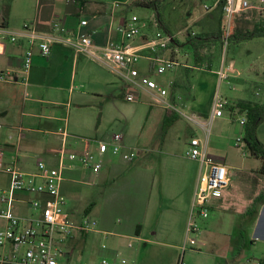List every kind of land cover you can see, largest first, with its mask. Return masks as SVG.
<instances>
[{"label":"crops","instance_id":"obj_1","mask_svg":"<svg viewBox=\"0 0 264 264\" xmlns=\"http://www.w3.org/2000/svg\"><path fill=\"white\" fill-rule=\"evenodd\" d=\"M18 1L9 0L5 4L4 0H0L4 10L0 25L10 29V13L13 4L16 8ZM250 2L252 3L245 12L253 8L256 12H261L257 1L250 0ZM113 4H118L117 10L113 8ZM130 4L131 0H77L76 2L34 0L32 11L31 6L25 7L27 14L22 25L25 22L35 21L42 32H52L56 26L76 31L82 20L88 22L86 18L89 16L91 21L82 28V33L90 34L98 45L105 46L109 42L121 43V37L115 31L119 25L113 27L116 21L124 24L137 18L139 22L148 23L149 29L145 32V36L135 43L126 42V44L139 45L147 38L153 37L157 30L159 31V27L155 26V22L156 24L159 22L157 19L155 21L154 17L150 21L139 18L134 14L135 7ZM107 15L110 16L111 23L104 32L96 24ZM22 25L14 27V30H19ZM172 36L177 37L173 34ZM177 41L172 47L173 51L162 53V56L177 58L180 53L176 54L174 49L177 47L180 51L181 45L180 40ZM25 50L24 44L12 45L7 42L0 46V72L10 70L14 72L17 80L11 84L0 83V175L6 178V183L0 186V192L9 188L10 180L4 172L7 166L15 164L24 173L35 174L39 161L47 163L50 167H56L62 151L80 153L87 148L95 149L96 142L106 141L113 134H122L124 151L137 149L140 152L132 162L127 163L121 157H108L100 172L75 164L74 168L64 174L61 196L65 200V212L75 224H80L85 216L91 217L92 211L90 208L83 210V213L79 211L77 204L81 201L82 194L73 187V184L92 187L88 195L107 184L110 186L102 196L106 213L98 220L94 219L98 224L97 229L83 235L76 233L68 241L67 264H77L73 263L74 259L80 258L84 253L92 252H105L103 256L109 259L110 264H123V260H126L125 264H177L180 252L185 248L183 255L187 253V228L199 177L198 170L200 172L199 164L189 160L184 154L189 141L197 138L196 135L191 134L181 152L174 153L170 149L167 136L176 127L180 116L165 110L162 136L158 138L159 140L145 136L144 129L152 115V111L147 107H154L149 104L150 101L146 105L141 102L142 100L137 103L127 102L126 86L119 78L87 57L74 54L66 47H54L47 58L37 53L33 59L28 83L24 85L21 82V69ZM205 50L195 58V70L201 67L200 58L208 54L209 50ZM142 64L140 68L144 72L147 63L143 61ZM182 64L185 65L186 71L192 69L187 61ZM229 66L236 72V76L232 79H235L243 89L248 90L246 97L237 90L241 94L235 99H230V104L248 99L257 101L254 99V93L260 95L257 91L260 88L264 90V82L259 84L249 75L243 78V73L236 70L233 62ZM207 68L210 69L209 65ZM179 69L174 71L175 78L170 77L171 79L158 82L163 84L172 80L174 85L177 84L178 88L172 87L170 98L177 106L180 101L179 107L185 108L181 93V90L186 88L183 82L184 72ZM230 79L231 77L228 81ZM246 90L243 93H246ZM144 97L147 96L143 95L141 99ZM263 101L264 99L258 102ZM231 110L228 108L224 116H230ZM211 113L196 116L208 121ZM126 114L130 117L127 119L128 122L124 119ZM129 114L138 118L133 119ZM166 114L170 118L168 122L174 117L178 118L173 121L169 129L164 131ZM196 129L200 130L199 127ZM257 134L259 141L264 145V121L260 124ZM210 155L216 162L228 167L231 184L221 198L210 201V216L203 226V233L199 234L202 237L197 238L196 241L203 247L206 246L209 238L205 235V229L211 226L216 233L209 242L216 246L219 252L221 251L218 259L226 260L230 254V244L239 242L244 244V230L239 229L236 232L235 228L232 232L226 233L227 229H224L226 221L224 216L232 211L227 204L230 202L233 167L228 165L226 158ZM258 170L259 168L251 170L254 177H264L258 173ZM251 178L252 176H249L245 181L244 190L247 193L256 186L253 187L251 182L247 181ZM250 196L252 194L247 198ZM258 197H254L243 209L240 222H244L243 226L246 227L251 247L262 250L264 249V203L258 207L254 206ZM16 198L14 212L18 216L30 217L35 214L30 207V202L35 196L22 193ZM253 208L258 209L256 218L251 215ZM113 215L122 219L113 222L111 221ZM232 217L234 219V216ZM0 226H3V222H0ZM235 232L237 239L234 240ZM99 239H109L111 247L108 249L106 246L103 248L104 245L97 247ZM232 254L235 263L248 260L240 250ZM260 259L264 260V251ZM212 264H215V261Z\"/></svg>","mask_w":264,"mask_h":264},{"label":"built area","instance_id":"obj_2","mask_svg":"<svg viewBox=\"0 0 264 264\" xmlns=\"http://www.w3.org/2000/svg\"><path fill=\"white\" fill-rule=\"evenodd\" d=\"M76 2L77 0H68ZM217 0L213 6L205 5L209 12L217 8ZM260 4L259 10L264 12V0H252ZM250 0H226L223 7L224 30L223 42L228 45L232 22L237 15L250 7ZM113 8L118 4H113ZM88 25L82 20L76 31L56 26L52 32H42L35 21L25 22L19 30H10L0 25V46L8 42L12 45L24 44L26 50L21 69L22 84L28 83V76L32 69L33 59L37 53L42 57H49L56 46L66 47L76 55H83L92 62L104 67L112 75L119 78L126 86L125 99L129 103H137L143 95L149 99L151 106L161 107L182 115L187 121L207 131L208 124L217 118L224 117L225 111L230 108V102L216 96L209 122L200 117L180 114L178 107L170 98L174 86L172 80L159 83L155 77H165L178 68L185 67L175 57H164L162 53L173 51L172 47L178 42V37L162 31H156L151 38L141 44L130 45L145 36L149 24L139 22L137 18L126 21L115 28L121 37V43L109 42L105 46L98 45L90 34L82 33V28ZM156 28L158 24L155 22ZM196 32H190L188 38L196 37ZM176 54L180 53L174 49ZM145 61L146 70L142 72L140 65ZM233 67H223L218 72L221 81H228L229 74H235ZM14 72L7 70L0 72V83H15ZM230 116L244 128L247 122V112L239 108L232 109ZM208 136L206 141L192 138L185 150V157L197 162L200 166L198 182L194 192L190 222L187 228L188 238L194 237L201 231V222L210 216V201L221 198L223 192L230 187L231 173L227 166L218 163L208 153ZM242 138H237L239 147ZM95 149H85L80 153L62 151L56 167L39 161L35 174H26L15 164L4 169L10 183L7 190L0 192V264H67V243L76 233L81 235L94 232L97 222L85 216L80 224L74 221L65 212V200L61 196V185L66 171L74 168L75 164L94 172H100L108 157H121L130 163L140 152L137 149L124 151L122 134H113L106 141L96 142ZM244 157L247 152L243 150ZM26 193L35 196L30 202L35 212L30 217H20L14 212L18 194ZM192 240V238H191ZM105 248V246H103ZM185 251V248L183 249ZM183 251V253H184ZM127 263L126 260L122 261ZM88 264V263H77ZM102 264H110L107 259ZM177 264H185L183 256ZM264 264V260L257 262Z\"/></svg>","mask_w":264,"mask_h":264},{"label":"rangeland","instance_id":"obj_3","mask_svg":"<svg viewBox=\"0 0 264 264\" xmlns=\"http://www.w3.org/2000/svg\"><path fill=\"white\" fill-rule=\"evenodd\" d=\"M4 1L6 4L9 0ZM215 1L217 0H169L163 3L159 8L163 24L167 26L171 34L176 35L178 40H180L181 45L180 54L177 55L178 60L181 63L187 61L192 67V69L189 68L190 71H186L185 67L180 68L182 72H184L183 82L186 87L185 90H181L185 108H177L180 114H187L188 116H196L199 114L206 115L207 113L212 112L216 96H220L223 99L228 98L227 100L229 101L230 99H235L241 94L237 92V90H240L244 97L248 95V90L243 89L242 86H240V84L235 81V79H232L236 76V74H229L231 77L229 81L220 80L217 72L221 70L222 66L225 68L229 66L231 62L234 63L237 71H239L241 74L243 73V78L248 77L249 75L254 77V80L259 84L260 82H264V38L233 44L228 40L227 46L223 42V37L222 46L221 44L217 43H205L203 44V48L199 51V53L206 51L205 49H208V54L204 55L203 53L204 56L200 58L201 67L199 66L197 70H195V58H198L200 55L195 56V51L193 50L192 46L188 44V35L190 32H196L197 35H200L214 31L216 29V19L219 13L218 9H214L211 12H206L204 9L205 5L212 6ZM33 2L34 0H19L16 8H14L15 5L13 4V9L10 13L9 19L10 30H14V27L22 25L27 14L25 7L31 6L32 11ZM1 3L0 22L2 21V15H4V10H2ZM108 10H110V8ZM254 11L255 10L253 8L247 10L246 12L244 11L243 13H240L241 15H238L234 19L233 25L238 27L244 26L251 29V23L257 19V17L254 16ZM134 14H136L139 18H144V21H150V19L153 17L155 21L157 19L156 13L150 9L135 7ZM86 19L88 20V23L91 21V17L89 16ZM102 19L103 20H100L96 26L101 27L102 31L106 32L111 23L110 16L107 15V17L105 16ZM117 25H121L119 24V21H116L113 27H116ZM159 30L162 31L161 29ZM208 65L210 69L207 68ZM142 66H144V64H142ZM212 69L213 71H211ZM174 73L175 72L168 74L165 76V78L155 77V80L161 82L163 79H173L175 78ZM248 89L250 88L248 87ZM244 90H246V93H243ZM257 93L260 95L257 96L254 93V99L257 101H262V99H264V90L260 88ZM141 100V102H144L145 105L148 104L147 102H149L147 97H144ZM179 102L178 106L180 105ZM147 108L152 111V115L151 119L145 126L144 135L151 139L159 140L158 138L162 136V122L165 109L155 106L151 108L148 106ZM129 115L132 116L133 119L138 118V116H133L131 114ZM179 116L180 119L177 122L176 127L173 128L167 136L170 142V149L174 153H179L184 147L186 140L190 138L191 134L194 133L197 138L202 141H206L207 132H209V155L212 154L224 157L227 159L228 165L233 167L232 188L230 189L229 195L230 202L227 204L232 211L228 212L224 216V219L226 220L224 222V229H227L226 233H230V231L232 232V230L235 228L236 232L239 229L242 231L244 230L243 234L245 237L244 244L242 242H239L238 244H230V254L227 256L226 260L218 259V257L221 255V251L219 252L217 247H214L209 242L213 234L216 233V230H214L211 226L205 229V235L209 238L208 244L206 246L203 247L197 242L198 239L202 237L200 235L204 231L203 226L206 221H202L200 224V235L197 234L196 236L191 237L192 240L191 238H188V243L186 244L187 253L186 255H183L184 250H182L180 252V256H183L185 264H212L213 261H215V264H257V262L262 260L260 258L264 249L261 250L260 248L251 247L248 240L247 231L245 230L246 227L245 225L243 226L244 222L240 221L242 218V213H244L243 209L246 207V205L251 202L254 197H258L260 193L264 191V177H254L255 175H253L251 171L252 169L260 168L261 161L251 157L243 156V144H239V147L236 145L237 138L243 137V127L239 124V122L235 121V119H232L230 116L225 115L222 118L215 119L212 124H208L207 131L205 132L200 128V130L196 129L198 127H195L193 123L187 121L182 115ZM128 117L129 116L126 114V117L124 118L125 121H127ZM210 117L211 115H209L207 119L208 122ZM249 176H252V178L248 179L247 181L251 182L253 187L255 185L256 186L254 189L252 188L253 190L251 189L250 193L252 196L247 198L248 195L251 194L247 193L244 188L246 186V178ZM5 183L6 178L0 175V186L4 185ZM108 185L109 184L102 187L101 189L98 188L96 192L88 195L91 190L90 188L92 187L79 183L73 184V187L80 190L82 194L81 201L77 204L79 211L83 213V210L90 208L92 211L90 216L95 220H98L102 215H104V213H106V209L102 200V196L110 189V186ZM232 216H234V219ZM118 219L122 218H120V216L114 215L111 217V221L113 222H119L120 220ZM235 233L234 240L237 239V233ZM101 245L106 246L107 249L111 247L109 239H99L97 247ZM239 250L246 255L248 260L245 259L235 263L233 261L232 253ZM213 254L215 255L213 256ZM103 255H105V252H92L88 254L84 253L80 256V258L76 260L74 259L73 263L102 264V261L106 259Z\"/></svg>","mask_w":264,"mask_h":264},{"label":"trees","instance_id":"obj_4","mask_svg":"<svg viewBox=\"0 0 264 264\" xmlns=\"http://www.w3.org/2000/svg\"><path fill=\"white\" fill-rule=\"evenodd\" d=\"M169 0H131V4L134 7H140L145 9L153 10L156 13L157 20L159 22V29L164 31L167 34H171L167 26L163 24L162 16L160 15L159 8L161 5ZM226 3V0H221L216 9H218L219 13L216 19V29L211 32L203 33L197 35L194 38L188 39V44H190L195 51V56H199V51L202 50V46L205 43H214L221 44L222 46V37L224 35V30L222 29L223 24V7ZM254 16L257 19L251 23V29L248 27H238L234 26V20L231 26V32L229 41L231 43H242L254 39L264 38V14L263 12L254 11ZM234 26V27H233ZM177 43V42H175ZM174 88H178L177 84L174 85ZM174 91V90H173ZM239 108L241 111L247 112V122L243 128V137L241 139V144H243L242 149L247 152V156L260 160L261 167L258 170V173L264 176V145L258 139V128L260 124L264 121V101L258 102L251 99L246 101H239L236 103H232L230 105V109ZM178 117H174L173 120L168 122L170 119L166 114L165 124L163 130L166 131L169 129L170 125L176 120ZM264 203V191L257 198L254 206L258 207L259 205ZM251 215L256 218L258 215V209L253 208Z\"/></svg>","mask_w":264,"mask_h":264}]
</instances>
